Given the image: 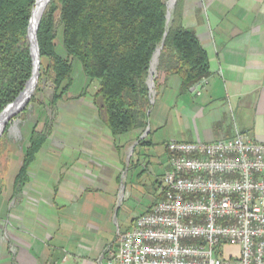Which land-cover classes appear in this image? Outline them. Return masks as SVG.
Wrapping results in <instances>:
<instances>
[{
    "label": "crops",
    "instance_id": "1",
    "mask_svg": "<svg viewBox=\"0 0 264 264\" xmlns=\"http://www.w3.org/2000/svg\"><path fill=\"white\" fill-rule=\"evenodd\" d=\"M194 1L181 14L208 56L200 94L199 81L187 87L154 69L145 129L113 136L92 99L63 114L62 142L42 146L30 164L24 185L31 196H22L13 230L3 233L0 264H105L104 249L117 244L118 231L160 197L156 187L168 168L163 143L236 132L264 141V0Z\"/></svg>",
    "mask_w": 264,
    "mask_h": 264
},
{
    "label": "trees",
    "instance_id": "2",
    "mask_svg": "<svg viewBox=\"0 0 264 264\" xmlns=\"http://www.w3.org/2000/svg\"><path fill=\"white\" fill-rule=\"evenodd\" d=\"M36 0H0V112L32 73L28 26ZM40 57L48 59L55 103L72 83L73 63L97 82L92 104L113 136L145 129L152 107L148 77L175 74L190 87L209 72L207 52L194 30L182 23L179 7L168 24L165 0H50L38 24ZM59 38L65 55L57 52ZM32 135L21 173L44 146ZM20 173V174H21Z\"/></svg>",
    "mask_w": 264,
    "mask_h": 264
},
{
    "label": "built area",
    "instance_id": "3",
    "mask_svg": "<svg viewBox=\"0 0 264 264\" xmlns=\"http://www.w3.org/2000/svg\"><path fill=\"white\" fill-rule=\"evenodd\" d=\"M164 150L160 197L118 231L105 264H264V141L236 132Z\"/></svg>",
    "mask_w": 264,
    "mask_h": 264
},
{
    "label": "rangeland",
    "instance_id": "4",
    "mask_svg": "<svg viewBox=\"0 0 264 264\" xmlns=\"http://www.w3.org/2000/svg\"><path fill=\"white\" fill-rule=\"evenodd\" d=\"M49 1L50 0H47L43 11L38 18V24ZM165 3L166 21L169 24L176 6L177 8L179 7V11L183 13V11H186L187 8H190L188 7V4L193 5L195 1L165 0ZM56 43L58 54L64 56L65 53L61 47L59 38L56 39ZM39 59V76L29 100H27L23 108L8 119L3 131L0 134V243L5 239V235L3 234L4 231L10 232V230H13L14 228L15 211L17 206L20 204L22 196L28 199L31 196V185L29 183H25L24 185V182L27 181V177H30V165L28 166V169L22 173L21 168L32 135L38 134L40 137L44 139L46 138L44 145H49L51 143V145L57 146V143H53L51 141L59 143L62 142L61 138L58 137L61 135L60 131L63 114L78 112L77 107L74 108V105L80 103L82 104L84 100L86 101L87 99H92L93 93L98 87L97 82L89 81V79L84 75L81 65L75 61L72 69V83L67 93L63 97L58 98L65 100L55 103L52 99H54L56 85L50 79L52 70L48 67V59L40 57V54ZM155 63V58H153L149 75H152V71L154 69L156 70ZM150 80L151 77H148V88L151 99L152 94H150ZM25 86L21 92L25 89ZM19 96L20 95L18 94L15 99ZM153 101L154 99H151V103ZM151 126L152 130L149 137L152 136L153 142L158 143V141H160V137L153 134L154 126ZM160 182L161 178L156 187L158 193ZM22 185H24V187H22ZM9 248V253L13 255L14 247L10 245ZM8 260H10V258H8Z\"/></svg>",
    "mask_w": 264,
    "mask_h": 264
},
{
    "label": "bare ground",
    "instance_id": "5",
    "mask_svg": "<svg viewBox=\"0 0 264 264\" xmlns=\"http://www.w3.org/2000/svg\"><path fill=\"white\" fill-rule=\"evenodd\" d=\"M47 0H37L34 9L32 10V16H31V21H30V29L29 32L31 36L33 35V30L36 26V23L38 21V18L41 14V12L44 9V6L46 4ZM33 56H34V61H33V72L32 76L27 82L25 89L21 92L20 96L15 99L12 103H10L0 114V134L3 131L6 122L8 119H10L13 115H15L21 108L24 107L25 103L27 100H29V97L31 96L37 80L39 76V58L36 54L35 47H33ZM155 60L157 58V54L155 55ZM153 64V63H152Z\"/></svg>",
    "mask_w": 264,
    "mask_h": 264
},
{
    "label": "water",
    "instance_id": "6",
    "mask_svg": "<svg viewBox=\"0 0 264 264\" xmlns=\"http://www.w3.org/2000/svg\"><path fill=\"white\" fill-rule=\"evenodd\" d=\"M36 2V1H35ZM30 21H31V19H30ZM29 26H30V23H29ZM28 26V35H27V37H28V40H29V44H30V54H31V56H32V65H33V61H34V56H33V47H35V50H36V54H37V56H38V58H39V48H38V42H37V36H36V31H37V27H38V23H37V25L35 26V28H34V30H33V35L31 36V34H30V32H29V29H30V27ZM162 46V45H161ZM161 46L159 47V48H157L156 49V51L154 52V54H153V56H152V60H153V58H154V56L156 55V54H159V50H160V48H161ZM152 62V61H151ZM150 67H151V64H150ZM150 70V69H149ZM32 72H33V69H32ZM149 77H150V75H149ZM29 80H27L26 81V83L25 84H27V82H28ZM21 94V92L19 93V95ZM12 103V102H11ZM10 104V103H9ZM8 104V105H9ZM7 105V106H8ZM6 106V107H7ZM5 107V108H6ZM4 108V109H5ZM3 109V110H4ZM2 110V111H3ZM2 113V112H1ZM0 113V114H1Z\"/></svg>",
    "mask_w": 264,
    "mask_h": 264
}]
</instances>
